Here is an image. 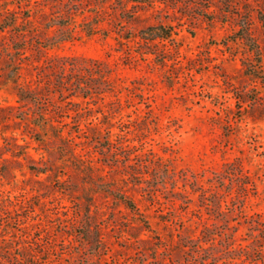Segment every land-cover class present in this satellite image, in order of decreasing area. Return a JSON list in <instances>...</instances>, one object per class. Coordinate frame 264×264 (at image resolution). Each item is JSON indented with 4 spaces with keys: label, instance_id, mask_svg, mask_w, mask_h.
Segmentation results:
<instances>
[{
    "label": "rangeland",
    "instance_id": "obj_1",
    "mask_svg": "<svg viewBox=\"0 0 264 264\" xmlns=\"http://www.w3.org/2000/svg\"><path fill=\"white\" fill-rule=\"evenodd\" d=\"M116 1L0 0V24L14 11L52 39L40 65L111 71L108 93L75 99L80 115L42 91L44 108L63 106L55 125L72 151L26 116L0 60V264H264V0H203L210 10L193 20L151 0L126 30L174 27L152 53L120 40ZM63 10L71 36L45 28ZM247 11L260 56L236 36L233 14ZM23 74L34 88L49 81Z\"/></svg>",
    "mask_w": 264,
    "mask_h": 264
},
{
    "label": "trees",
    "instance_id": "obj_2",
    "mask_svg": "<svg viewBox=\"0 0 264 264\" xmlns=\"http://www.w3.org/2000/svg\"><path fill=\"white\" fill-rule=\"evenodd\" d=\"M58 1L60 3L63 0ZM75 1L69 0V3ZM171 1L175 8L181 6L182 9H185L182 10V15L185 17L189 16L192 20L199 19L198 17L201 15L199 14L197 17H194L191 11L200 9V11L209 12L210 10V6H206V9L201 7L202 3L200 2L203 0ZM212 1L214 2V0H206L210 5L213 3ZM149 2L152 1H116L123 13L122 23L118 24L120 27L118 32L120 40H125L128 44L135 43L140 45L146 51L152 53V50L157 48L160 43L167 40L174 42L173 36L177 34L174 27L164 24L150 25L136 33L126 30L129 24L135 22L140 17L138 13L142 11L141 7H144L143 5ZM128 3L133 4L131 8L128 7ZM71 12V10L59 12L58 14L60 16H57L56 20L47 24L45 28L49 30L54 25H58L61 27L60 31L63 35L73 34V30L69 28V22L72 20L71 16L73 15ZM7 14L9 17L6 18L3 24H0V32L5 33L10 31L8 41L4 43L0 42V60L3 62L1 72L4 73L7 81L17 85L16 96L18 103L21 106L20 108H27V112L29 113H26V116L32 113V117H34L32 123L44 129L51 128L55 131L56 137L64 144H67V147L73 151L74 149H72L69 137L64 135L62 128L55 125V123H62L59 119L63 117L60 116V111L63 109V106L56 103L51 111L44 108L43 100L47 95L42 91L45 90L46 92V89H48V93L51 90L54 91L51 93L59 95L60 103L70 100L68 104L75 106L77 108L75 112L77 115H80L82 102H76L75 99L92 100L95 96L108 93L111 90L109 88L111 87L109 82L111 71L106 63L91 59L54 58L47 59L44 65H40L41 59L43 58V51L54 45L52 39L44 38L43 36L42 39L41 34H38V30L33 27L32 22H26L25 25L17 24L18 17L14 11L7 12ZM234 16L238 19L237 26L239 27L236 36L243 40L249 46L250 50H254L260 56L259 45L252 33L253 23L250 12H242L241 14L234 13ZM209 21L214 23L215 19L211 18ZM95 25H97L96 22L85 23L82 31L87 35H94L96 33ZM42 35H46V33H42ZM157 41H159L158 44L156 43ZM128 56H131V54H128ZM24 70L27 72L30 70L37 71L40 83L43 79H49L48 84L45 82L46 87L41 89L37 86L34 88L30 83L25 84L22 82ZM47 73L48 76L46 78L45 75ZM99 85L104 86L105 89L101 90ZM19 119L22 121L25 120L23 116L19 117ZM66 126L67 124L64 125V127ZM35 139L37 141L39 140L38 138ZM126 204L130 209H134V206L130 202H126Z\"/></svg>",
    "mask_w": 264,
    "mask_h": 264
}]
</instances>
